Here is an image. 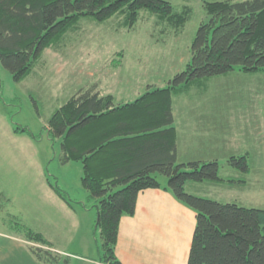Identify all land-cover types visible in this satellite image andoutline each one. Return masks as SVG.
<instances>
[{
    "label": "rangeland",
    "instance_id": "rangeland-1",
    "mask_svg": "<svg viewBox=\"0 0 264 264\" xmlns=\"http://www.w3.org/2000/svg\"><path fill=\"white\" fill-rule=\"evenodd\" d=\"M171 2L175 11H191L178 31L146 9L133 27H126L121 16L104 22L85 17L44 51L24 80L16 82L0 61V264H56L49 257L40 260L32 246L58 254L57 264H103L94 233L96 200L82 184V164L61 162L60 140L48 135L47 124L80 90L111 93L121 103L169 85L187 67L197 30L209 20L204 0ZM174 113L186 158L217 160L223 178L188 184L187 190L264 209V72L236 67L202 79L189 93L174 95ZM232 155L247 157L246 181H227L244 173L230 164ZM26 229L42 233L52 248L26 239Z\"/></svg>",
    "mask_w": 264,
    "mask_h": 264
},
{
    "label": "trees",
    "instance_id": "trees-1",
    "mask_svg": "<svg viewBox=\"0 0 264 264\" xmlns=\"http://www.w3.org/2000/svg\"><path fill=\"white\" fill-rule=\"evenodd\" d=\"M204 2L209 20L197 30L187 67L169 85L121 103L111 93L80 90L48 121V135L60 140L61 162H81L82 184L96 200L94 233L103 264H122L116 255L120 221L134 215L139 193L148 188H163L196 211L187 264H264V209L189 192L188 184L223 181L220 165L215 159L178 156L174 95L189 93L198 81L226 75L236 67L264 72V0ZM143 9L177 31L191 15L187 7L175 11L171 0H0V61L20 82L32 73L44 51L83 18L104 22L121 16L126 27H133ZM229 162L244 173L242 179L227 181H246L247 157L232 155ZM47 181L74 208L58 184ZM25 236L52 248L42 233L26 229ZM31 249L42 261L49 257L59 262L60 256L48 248Z\"/></svg>",
    "mask_w": 264,
    "mask_h": 264
},
{
    "label": "crops",
    "instance_id": "crops-1",
    "mask_svg": "<svg viewBox=\"0 0 264 264\" xmlns=\"http://www.w3.org/2000/svg\"><path fill=\"white\" fill-rule=\"evenodd\" d=\"M185 155L178 140L179 159H197ZM196 222V211L171 192L142 190L134 215L120 221L116 255L122 264H187Z\"/></svg>",
    "mask_w": 264,
    "mask_h": 264
}]
</instances>
